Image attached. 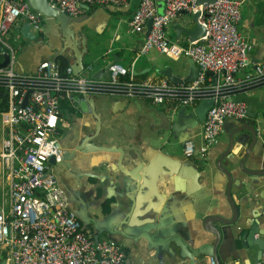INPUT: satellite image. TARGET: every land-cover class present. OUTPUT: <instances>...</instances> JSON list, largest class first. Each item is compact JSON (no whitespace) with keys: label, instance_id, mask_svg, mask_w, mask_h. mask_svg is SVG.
Wrapping results in <instances>:
<instances>
[{"label":"crops","instance_id":"crops-1","mask_svg":"<svg viewBox=\"0 0 264 264\" xmlns=\"http://www.w3.org/2000/svg\"><path fill=\"white\" fill-rule=\"evenodd\" d=\"M138 1L128 0L126 6L121 7L88 6L78 14L80 20L72 25L73 39L77 48L82 45L85 48L79 75L90 77L99 72L93 79L104 78L101 70L111 63H119L129 70L137 82L165 78L159 73L165 66H169L172 73L181 76L185 74L187 58L172 59L152 48L139 53L145 37L144 31L132 33L126 26V20L130 18ZM237 1L240 8L237 28L252 44L249 52V69L252 70L254 64L264 65V0ZM161 9V5L157 4V10ZM45 20L39 31L30 28L33 38L20 35L21 48L14 62L17 72H32L41 60L54 61L59 68L71 67L73 58L68 48L64 47L67 52L55 55L63 48L62 42L54 21L49 18ZM23 23L20 22V26ZM192 23L189 15L177 13L165 29L167 39L184 45L188 41L184 30H191L194 26ZM87 65L91 67L89 73L85 70ZM220 79V74H216L214 82L211 78L210 83ZM263 93L264 85L240 92L235 97H259ZM90 96L99 118V134L91 140L95 144L135 153H139L142 147L146 150L165 147L172 157L185 159L182 155L183 142L190 140L196 145L201 142V124L191 121L197 104L177 108L170 103L153 104L144 98L109 94ZM78 102L75 110L61 104V109L64 108L61 112L64 124L57 125L54 136L61 142V149L67 148L62 141L70 133L77 134L84 127L87 132H93L95 122L89 112L79 109ZM255 113V118L245 117L243 122L225 120L217 142L208 148L204 159H190L202 176L195 179L189 193L174 190L172 184H163V187L155 183L152 191L161 198L159 202L149 198L152 207L157 208L152 209L147 217L129 215V209L135 204V188L132 184H124L123 176L116 171L114 162L119 157L117 153L91 152L71 160L68 169L58 163L51 165V169L66 194L69 209L81 226L96 240L114 241L122 249L126 264H189L190 261V264H206L209 257L200 253V250L208 248L213 240V235L202 226V217L207 213L218 215L224 220L233 219L228 225L219 222L211 224L220 231L216 244L217 264H264V249L259 253L256 246L241 247L248 230L258 232L249 234V239H258L264 244V108H257ZM260 116L262 119L257 122ZM245 124L253 126L257 131L256 144L251 147L249 132L246 129L238 130ZM1 128L0 124V139ZM229 144L230 153L219 161L221 167L229 168L231 181L228 182L216 162ZM248 147H254L257 153L250 154L243 162L245 169L259 171L252 175L239 172L236 165L229 166L226 158L236 162L240 158L238 154ZM102 176H107L109 181L102 180ZM181 185L188 190L187 179L182 178ZM227 197L235 209L234 218ZM0 206H7V188L1 178ZM198 211L199 218H196L194 215ZM221 228H224L223 232ZM174 237L183 243L182 247L189 257L181 256L180 249L171 241ZM6 256V249L0 247V262Z\"/></svg>","mask_w":264,"mask_h":264},{"label":"built area","instance_id":"built-area-1","mask_svg":"<svg viewBox=\"0 0 264 264\" xmlns=\"http://www.w3.org/2000/svg\"><path fill=\"white\" fill-rule=\"evenodd\" d=\"M47 1L67 16H78L81 5L121 7L128 2ZM196 1L139 0L126 20L129 32L142 33L150 19L139 53L152 48L172 59L192 60L197 70L194 80L171 83L166 77L134 81L119 63H111L101 79L73 74L69 65L59 68L51 60H41L32 72H17L14 62L19 38L13 37L11 44L4 36L11 27L19 30L22 21L39 31L43 16L26 0H0V62L6 59L0 66V178L7 188V206H0V247L7 251L3 264H126L114 241L96 240L81 226L48 163L50 157L58 162L61 156L54 137L57 125L64 124L61 104L75 110L77 102L90 94L144 98L177 108L211 99L201 124L200 144L190 140L182 144V155L188 159H204L208 148L217 142L223 122L245 117L244 102L232 98L264 85V65L254 64L249 69L252 44L237 28L239 1ZM196 12L203 34L184 45L170 42L165 29L173 17ZM85 70L89 73L91 67L87 65ZM207 70L220 74V81L210 83ZM206 264L213 260L209 257Z\"/></svg>","mask_w":264,"mask_h":264},{"label":"water","instance_id":"water-1","mask_svg":"<svg viewBox=\"0 0 264 264\" xmlns=\"http://www.w3.org/2000/svg\"><path fill=\"white\" fill-rule=\"evenodd\" d=\"M26 1L32 10L36 11L41 16L52 19L54 21L58 29L60 41L62 42L63 45V46L61 45V47L63 48L60 49V51H57L55 55L59 56L62 53L67 52V49H65L64 47L68 48L73 58L71 62L72 73L79 74L82 70V55L85 52V48L83 45L80 46L79 48H77V46L75 45L73 39L74 35H73L72 25L78 22L80 18L78 16H67L64 12H60L58 8L51 6L47 0H26ZM201 1L202 0H197L196 3H199ZM206 1L210 2L213 0H206ZM81 7L83 9L87 8V6L84 5H81ZM197 15L198 12L192 13L190 15V19L194 23L193 28L191 30H184V33L188 35L189 41L203 34V27L196 21ZM149 27H150V19H148L145 23V30H144L145 35L148 34ZM19 34L22 37L28 39L34 37L28 23L26 22L20 26ZM5 61L6 59L4 57V60L0 62V66L4 65ZM186 62L188 64V68L185 74H183L182 76L179 74L172 73L171 68L169 66H165L163 70L159 71V73L165 76L171 83H185L188 81H192L197 75V70L191 59L187 58ZM109 65L110 64L106 65L105 68L101 70V73L103 72L105 76L107 75V69ZM98 73L99 72L93 73L90 75V77L95 78V76ZM205 74L210 76L212 78V82H214L216 77L215 73L207 70L205 71ZM232 100L243 101L245 103V117L248 118H255L256 116L255 110L257 108H264V93L259 97L241 95L232 98ZM25 101H26V95L23 98L21 104L22 106L25 104ZM211 103H212L211 99L200 100L194 109L193 112L194 118L191 121L195 123L200 122V124H202L204 114L211 105ZM78 107L81 111L89 112V114L92 116L95 122L93 132L91 133L87 132L84 127V129L79 131L77 134L73 132L70 133L68 138H66L65 141H62L63 146H67V148L61 149V142L57 141V145L61 149V156L59 158V161L55 162L53 160V157H50L48 159V163L51 165H54L56 163L62 164L64 168L68 169L70 167V161L73 160L74 158L80 157V155H84L91 152L117 153L119 157L114 162L116 171L123 176L122 182L124 184H128V185L132 184L133 187L135 188V204L133 205L132 208L129 209V215L131 216L145 215L147 217L152 209L156 210L157 207L153 208L152 207L153 205L149 203V198H152L157 202H159L161 198L152 191V187L155 183H159L162 186L163 184L164 186H167L168 184H172L174 190L176 191L184 190L186 193H189V189L194 187L195 179L202 176L198 167L193 163V160L186 158L185 159L174 158L169 153V150L166 149L165 147L150 148L151 150H146L147 148L144 149L142 147L139 153H135V152H123V150H120L119 148H116L114 146L98 145L91 142L92 138H94L95 136H97V134H99V118L95 113L93 107V98L90 95H84L82 97V100L78 102ZM244 118L240 120L243 122ZM261 119L262 116H260L257 119V122H259ZM242 129H246L249 132L248 134L251 139L249 147H251L254 143L256 144L255 142L257 140L256 129L253 126L247 124H245V126L243 127L241 126V128H239L238 130H242ZM64 142L66 143L64 144ZM230 150H231V144H229L228 148L224 151L223 155L219 157L216 162L217 168L226 176L228 182L229 180L231 181L230 179L231 173L228 170L229 168L225 169L224 167H221L219 161L223 156L225 157L228 153H230ZM250 154H254V155L257 154L254 147L252 149L250 148L245 149L244 152L239 153L238 155H240V158L237 159L236 162L235 160L233 161L228 157L226 158L228 160L229 166L230 164L231 166L236 165L239 172L243 174L252 175L253 173H257L259 171L255 170V172H252L251 170L245 169L243 166L244 160H246L247 156H249ZM138 157H140V160L137 161ZM90 176L95 178L101 177L95 175H90ZM102 177H103L102 180H108L107 176H102ZM182 178L187 179L189 185L188 190L183 189L184 187L181 185ZM227 188H229V186ZM226 194L228 195V197L230 196L228 192ZM230 200L231 199L228 198V203L231 208L230 209L231 215L232 218H234L235 209L233 208V204L231 203ZM211 205L212 202L209 204V208ZM194 216L196 218H199V211ZM202 218H203L202 219L203 229L209 234L213 235V240L212 241L210 240L211 244H209V247L200 250V253L204 254L207 257H210L213 260V264H217L216 244L220 237V231L215 227H212L211 224L213 222H219L223 225H228L231 224L233 219L224 220L218 215L214 216L208 213L205 215V217ZM221 231L223 232L224 228H221ZM257 233H258L257 230L252 232H250L249 230L246 231V234L243 237L244 242L241 243V247L247 248L249 246H256L258 248V252L261 253V251L264 249L263 242L258 239L253 240V238L252 239L248 238L249 234L254 235ZM171 241L173 242L174 245H176L180 249L181 256L189 257V255L185 252L184 248L182 247L183 243L177 237L172 238ZM0 263L3 264L2 262ZM190 263L191 261L189 262V264Z\"/></svg>","mask_w":264,"mask_h":264},{"label":"rangeland","instance_id":"rangeland-1","mask_svg":"<svg viewBox=\"0 0 264 264\" xmlns=\"http://www.w3.org/2000/svg\"><path fill=\"white\" fill-rule=\"evenodd\" d=\"M42 21L43 22H46V20H45V17H43L42 18ZM193 24V23H192ZM13 37H16V38H21V40H22V37L20 36V34H19V30L18 29H14L13 27H11L10 28V30L8 31V34L7 35H5L4 36V39L5 40H7V41H9V43H13L12 42V38ZM15 45V44H14ZM20 48H21V43H20V45H19V47H18V50H17V53L20 51ZM62 109H64L63 107H62ZM189 109V108H188Z\"/></svg>","mask_w":264,"mask_h":264}]
</instances>
